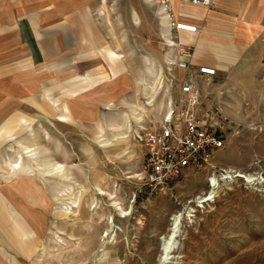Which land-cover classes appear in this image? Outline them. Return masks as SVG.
Here are the masks:
<instances>
[{"label": "rangeland", "instance_id": "rangeland-1", "mask_svg": "<svg viewBox=\"0 0 264 264\" xmlns=\"http://www.w3.org/2000/svg\"><path fill=\"white\" fill-rule=\"evenodd\" d=\"M100 2L110 37L104 49L65 81H51L42 102L0 123V261L158 264L170 219L182 214L167 264H264V115H228L230 88L222 102L232 131L212 165L148 199L139 187L145 149L136 134L168 108L166 78L178 77L168 65L174 51L157 2ZM113 83L120 87L106 97L103 85ZM96 86L80 104L88 115H70L53 90L70 98ZM229 168L243 179L219 182L214 202L188 215L187 203L207 190V179Z\"/></svg>", "mask_w": 264, "mask_h": 264}, {"label": "crops", "instance_id": "crops-1", "mask_svg": "<svg viewBox=\"0 0 264 264\" xmlns=\"http://www.w3.org/2000/svg\"><path fill=\"white\" fill-rule=\"evenodd\" d=\"M210 1L209 6L191 0L150 2L163 5L170 19L201 29L198 36L181 38L194 45L192 66L216 69L211 85L199 83L202 89L234 88V109L227 107L228 115H264V0ZM100 4V0H0V123L20 113L28 102H42L39 96L52 88L51 81H65L99 55L110 39ZM163 20L168 22L165 16ZM105 86L106 97H113L120 83ZM94 88L70 98L62 88L53 90L70 115H88L80 104L95 94L89 92Z\"/></svg>", "mask_w": 264, "mask_h": 264}, {"label": "built area", "instance_id": "built-area-1", "mask_svg": "<svg viewBox=\"0 0 264 264\" xmlns=\"http://www.w3.org/2000/svg\"><path fill=\"white\" fill-rule=\"evenodd\" d=\"M191 3L209 6L211 1L191 0ZM168 21L169 42L165 44L174 51L172 67L178 77L169 73L166 78L173 90L167 110L156 123L140 128L136 134L137 142L145 149L139 187L146 191L148 199L172 191L188 173L210 167L214 154L224 148L226 135L232 131L233 125L222 102V97L228 96L231 91L222 89L212 92L199 86L200 82L211 85L216 69L192 66L194 45L181 38L182 34L198 36L201 29L190 23L172 20L169 16ZM218 175L217 184L210 186L214 190H218L219 182L236 179L239 174L229 168L219 169ZM210 203L213 202L192 199L187 203L186 210L195 213Z\"/></svg>", "mask_w": 264, "mask_h": 264}, {"label": "bare ground", "instance_id": "bare-ground-1", "mask_svg": "<svg viewBox=\"0 0 264 264\" xmlns=\"http://www.w3.org/2000/svg\"><path fill=\"white\" fill-rule=\"evenodd\" d=\"M150 1H155V0H149ZM103 4V3H102ZM164 6L161 5L160 6V12L162 15H165V19L168 20V16L166 14L163 13L164 11ZM162 23L165 25L166 27V34L169 33L167 31V27L169 29V22H167L166 20H163ZM169 35V34H168ZM167 37L165 38V42L168 43L169 42V38ZM168 45V44H167ZM169 46V45H168ZM168 65H173V60L168 61ZM137 122L141 121V119H136ZM27 149V148H26ZM26 154V153H25ZM32 161V160H31ZM16 168H19L20 170V165L16 164ZM51 168H59V165H52ZM50 170V169H49ZM18 171V170H17ZM53 171V170H52ZM51 172V171H49ZM63 172V171H62ZM62 172L60 173V171L58 172V174L62 175ZM56 173V172H55ZM51 174V173H50ZM57 174V173H56ZM49 175V174H48ZM59 176V175H58ZM238 178H242L241 174L239 173V175L237 176ZM249 177V176H248ZM211 183V185H210ZM207 190L205 192H202L200 195H198V197H195L194 199L196 201L202 200V202H214V200L216 199V195H217V190H214V188H211L210 186H214L217 184V179L216 177L213 175L211 178L207 179ZM187 212V210H185ZM193 212V210H189L188 215ZM119 213L122 217H126L128 213L124 212L123 210H121V208L119 209ZM184 218V215L182 214H175L171 217L170 219V224L168 226V230L167 233L163 236V238L160 240L161 244V255L158 259V264H167L169 260H171L176 251H177V247H176V240L179 236V228L182 222V219ZM172 257V258H171Z\"/></svg>", "mask_w": 264, "mask_h": 264}]
</instances>
